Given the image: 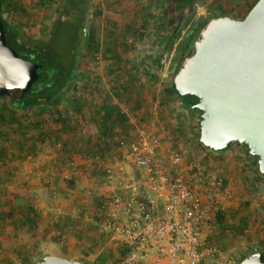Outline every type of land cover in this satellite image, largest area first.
<instances>
[{"label":"rangeland","instance_id":"1","mask_svg":"<svg viewBox=\"0 0 264 264\" xmlns=\"http://www.w3.org/2000/svg\"><path fill=\"white\" fill-rule=\"evenodd\" d=\"M50 1L52 2L53 0ZM50 1L37 0L35 2L36 6H29L28 10L30 13L25 12L23 14L22 11H19V14H23L22 17L28 15L27 18H30L35 15L31 8H37L38 3H41V6L42 2L47 3ZM252 1L247 0L246 4L233 15L242 18L246 13L247 6ZM16 2L19 3L18 0ZM57 2L58 0H54L51 3L53 6L50 5L54 17H56L55 7ZM11 5L13 4L11 3ZM212 9L211 1H208L207 4L206 2L201 3L198 1L192 19L207 18L210 16L208 10ZM11 10V13L7 12V10L4 11L3 16L6 17L5 19L10 17L13 21H19V15L16 14L14 9ZM36 17H38V14H36ZM162 21L164 22L163 24L169 25L166 16ZM22 23L26 24L23 20ZM31 23H33V28L37 27L34 21ZM72 27L69 22L66 26L61 24L59 31L56 30L54 35L51 36L49 27L46 26L42 29L40 24V29L34 32L33 35L40 39L38 40L40 44L57 51L58 60L52 65L50 71H55L60 65L67 68L68 62L74 59V48L71 46ZM154 27L152 26V28ZM83 28L85 29L84 32L88 34V21ZM186 30L187 28L181 32L180 37H183ZM116 32L118 34V30L114 31V33ZM173 32L174 24L172 26L169 25L168 30L165 31L169 37H173ZM105 33L106 37H108V32L105 31ZM114 33H112L113 36L115 35ZM126 35L121 39L122 41H127L129 35L128 33ZM31 37L29 41H21L31 45L32 40L35 39L33 36ZM179 39L169 52L165 50V43L155 49L154 55H161V59L156 69L152 67V74L158 69L161 72L169 69V73L167 77H164L166 79L164 82L152 87L153 93L148 94L146 91L148 96L145 98L146 101L144 100L146 106L151 105L153 110L154 104L157 105V121L153 126L149 125L140 129H143L145 136L152 140L155 145L158 160L162 166L168 168L169 153L178 152L183 154V162L179 165L180 169L185 171V167L189 164H199L205 175L213 176L219 180L220 178L225 179L224 195L219 197L220 210L224 212L225 220L224 225L216 226L212 234L211 242L216 252L210 264H238L240 256L245 254L251 247L257 246L264 250V177L259 172L258 159L255 155L250 154L244 143H232L230 149L223 154L213 153L210 149H204L197 142L199 116L201 114L190 112L175 96L168 98L166 100L167 103H160L162 100L160 91L163 87L162 85L167 83L174 75L175 65H172L171 61L168 60L170 54L174 55ZM112 40H116V38L113 37ZM90 45L94 46L93 42ZM74 46L75 51H77L81 47V42L79 40L76 41ZM92 46L80 56V60L87 62L89 67L87 70H77L78 75L75 78V82H73L74 87L79 88V90L84 89V99L80 97L82 102L89 97V93L103 91L104 86L110 87L111 84L110 82L108 83L110 79L106 76L111 74L110 70L115 67L114 62L109 61L113 57L107 56V53H103L104 51L98 47L93 49ZM114 46V52H118V55L124 48L128 49V52L131 50L129 46L123 44ZM143 47L133 49V53L138 56L142 53L152 52V44L150 42ZM86 87L87 89H85ZM87 92L89 93L87 94ZM82 93L83 91L79 94L82 95ZM79 94H72L71 92L69 101L72 102L71 98L77 97ZM74 102L76 104V101ZM61 107L62 111L71 108L69 104L65 105V107L60 105ZM0 114L3 118L0 122V151H3V158H0V264H32L35 261L37 262V260L40 261L43 255L47 253L46 251L50 250L48 246L54 244L55 241L62 242L64 247H68L70 244L68 241L69 235L75 240L74 246L78 251L77 254L95 256L98 260H101V264H113L116 257L120 254L119 243L113 238L111 232L103 228L102 221L99 219L100 215H98L99 211L97 213V206L102 200L103 193H105L103 181L106 175L112 176L110 180L112 182L111 188L108 192L119 190L117 186H119L121 178L129 175L132 171L129 165L116 159H108L104 163L105 168L95 167V170H92L89 164V169H86L89 175L87 176L85 175L87 173H84L80 176V179L75 177L71 180L72 178H70L68 173L67 178H62L65 183L62 190L56 191L52 188H45L48 185L47 181L43 183L41 189L31 188L29 182L37 185L35 181L37 176H34V179L29 181L27 176L30 175V172L23 167L26 162L30 164L31 158H28V156L32 157L35 153H41V148L38 147L40 140L37 135L42 129L40 127L41 121L44 122L45 118H47V121L53 118L51 123L56 120L53 116L49 119L46 114H31V116L26 117L21 110L10 107L8 98H0ZM69 115L65 113V116L70 117ZM176 129L179 131L174 132ZM33 132L36 133L35 142L37 145L33 143L30 147L31 149L24 150L22 145L24 136ZM118 132L122 133L121 128ZM63 145L58 146V143L54 142V146L57 149H61ZM65 146L64 149L66 148ZM113 153L118 152L115 151ZM99 162V164H103V161ZM77 171L76 167L72 173ZM40 175L42 178L40 182H42L46 175ZM77 179L81 182H89L91 186L79 188L75 184ZM56 194L63 195L69 202L68 205L64 206V212L55 214L59 216L57 221L59 230L65 231L62 234V236H65L63 238L60 236L56 239L49 237L50 234L46 233L45 230H53L54 223L48 228L36 225L37 227L33 229H24L20 220L24 214V209L26 210L29 204L38 214V217H47V221L50 222V215L54 213L51 210L53 208L51 204L59 197ZM237 217H246L248 219L247 227L240 233L235 231L233 227ZM39 221L40 218H38Z\"/></svg>","mask_w":264,"mask_h":264},{"label":"crops","instance_id":"2","mask_svg":"<svg viewBox=\"0 0 264 264\" xmlns=\"http://www.w3.org/2000/svg\"><path fill=\"white\" fill-rule=\"evenodd\" d=\"M36 1L37 0H18L19 3H17L16 0H8L4 7V11L7 10V12L11 13V9H14L16 14L19 15V21H13L10 17H8L6 21L16 28L19 39L25 42L29 41V38H32L31 36L35 38L33 40H36L37 37L33 34L40 29V24L42 29L46 26L50 29V25L56 18L54 17V13L51 12L52 7L50 6L54 0L52 2L50 0H45L50 2H42L41 6V3H38L39 5L37 8H31V10L35 12V15H32L30 18H27L28 15L22 17L25 12L30 13L28 10L29 6H36ZM208 1H211L213 6L212 10H208V14L214 12H227L233 14L247 2V0H205L204 2L207 4ZM11 3L13 5H11ZM88 9L89 33L87 39H89V43L93 42L95 47L100 48L104 51L103 53H107V56L113 57L109 59V61L114 62L116 68L114 67L110 70L111 74H107L106 76L110 79L108 83L110 82L111 85L109 88L104 86L103 91L87 92V94L89 93V97L86 96L87 99L83 102L80 100V97L84 99V89L79 90V88L75 87L73 91V89L70 88L72 89V94H79L81 91H83V93L82 95L79 94V97H72L73 101L68 103L71 107L70 109L68 108L62 111L61 107L63 122L61 121L62 123H60L57 120L51 123L53 118H49V121L45 118L46 122L41 121L40 127H42V129L37 133L40 140L38 142V147L41 148V153L32 154V157L28 156V158H31L30 164L26 162L23 167L30 172V175L27 176L29 181L34 179V176H37L35 180L37 185L29 182V185H31L30 187L34 189H41L43 183L47 181L48 185L45 188H52L53 190L59 191L64 188L65 183L63 182V177H65L66 174H70L71 180L75 177H79L78 179H80V176L84 173H87L85 174L87 176L89 175V172L86 171L89 164L92 170H95V167L102 168L106 162L94 158L95 156L91 153L114 152L110 150L107 141H105L106 144L102 143L100 135L105 127H107L105 132L110 133L109 138L112 137L110 140L115 142L117 136L123 135L127 138H131L137 128L148 127L149 125L153 126L157 121L156 104H154L153 110L152 106L149 105L151 107V113L148 118H141L139 115H136L135 111L138 107L146 105L145 98L148 97L146 91L148 94L153 93L152 87H156L161 82H164L166 80L164 77H167L169 73V69L168 71L164 70V72L158 69L152 74V67L156 69V66L158 67L160 63L161 55H154L157 47L165 43V50L169 52L167 48L172 37H169L165 31L168 30L169 25H173V5H171L168 0H88ZM19 11H22L23 14H19ZM36 14H38V17H36ZM165 16L168 19L169 25L163 24L164 22L162 20H164ZM159 19L161 20L158 21ZM22 20L26 24H23ZM32 21L36 23L37 27H32ZM152 26L155 27L152 28ZM116 30H118V34L117 32L114 33ZM105 31L108 32V37H106ZM112 33L115 35L113 36ZM127 33L129 38L127 41H122L121 39L127 36ZM29 34L31 35L28 36ZM113 37L116 38V40H112ZM149 42L152 44L151 53H145L146 55L142 53L138 56L133 53V49L138 47L144 48L143 46H146ZM118 44L129 46L132 51L129 50L128 52V49L124 48L118 55V52H114V45ZM94 54L97 55L96 53ZM173 57L174 55L170 54L168 60L171 61L172 65ZM72 85L71 87H74V83ZM85 89H87V87ZM101 96H104V101ZM74 101H76V104ZM115 102H127L130 106L131 112L127 122L130 129L128 131L125 130L126 132L120 125H113V122L106 125L102 118V113L105 108L104 104H110L106 109L111 110L112 106L113 110V108L117 109L115 105H112ZM65 105H63V107H65ZM64 112L66 114L68 113V115L70 114V117L65 116ZM120 128L122 133L118 132ZM35 136L36 133L34 132L27 136L25 135V137L33 138L36 144ZM54 142L58 143L59 146L64 143L62 146L63 148L57 149L54 146ZM64 146L66 147L65 149ZM71 161L75 162V167L78 169L77 172L72 173V168L69 166ZM99 161H103V164H99ZM40 174L43 176L44 174L46 175L42 182H40V179H42ZM78 179L75 180L77 187L82 188L83 186H91L89 182H81ZM95 179L97 180L96 177ZM56 195L59 197L51 204L53 207L51 210H53L52 212L54 213L50 215V222L47 221V217H39L40 221L37 225L39 227L48 228L54 223L53 230H45V232L50 234L49 237L55 239L60 236L61 238L65 236H62L65 231L59 230V223L57 222L59 216L55 214L64 212V206L69 204L63 195ZM27 206H31V204ZM23 212H26V210L24 209ZM69 236L70 238L68 241L70 244L68 247H64L62 242L55 241L54 244L48 246L50 250L46 251L47 253H45L43 257L45 255H55L70 260H79L84 264L102 263L101 260H98L95 256L77 254L78 251L74 246L75 240L71 235Z\"/></svg>","mask_w":264,"mask_h":264},{"label":"water","instance_id":"3","mask_svg":"<svg viewBox=\"0 0 264 264\" xmlns=\"http://www.w3.org/2000/svg\"><path fill=\"white\" fill-rule=\"evenodd\" d=\"M40 66L7 45L0 18V97L10 90L23 96L38 79ZM173 82L179 95L198 99L190 105L201 111L199 142L213 151L244 143L258 157L264 175V0H258L243 18H211ZM34 264L84 263L45 255ZM238 264H264V254H249Z\"/></svg>","mask_w":264,"mask_h":264},{"label":"built area","instance_id":"4","mask_svg":"<svg viewBox=\"0 0 264 264\" xmlns=\"http://www.w3.org/2000/svg\"><path fill=\"white\" fill-rule=\"evenodd\" d=\"M114 104L130 117L128 103ZM115 140L121 152L116 160L132 171L116 185L119 190L108 192L111 175L103 181L102 226L120 247L113 264H210L216 252L211 242L215 215L225 191L220 180L205 175L199 164L180 169L183 154L178 152L169 153L168 168L162 166L143 129L137 128L131 138L119 135ZM69 166L76 169L73 161Z\"/></svg>","mask_w":264,"mask_h":264},{"label":"trees","instance_id":"5","mask_svg":"<svg viewBox=\"0 0 264 264\" xmlns=\"http://www.w3.org/2000/svg\"><path fill=\"white\" fill-rule=\"evenodd\" d=\"M8 0H0V18L2 19L3 23V31L6 39V43L8 46L13 48L17 55L23 57L28 60H32L35 63L41 65L38 68L37 73L39 74L38 79L32 84L30 90H28L23 96H21L20 92L17 90H10L7 95H4L0 98H8V103L10 107L14 109L21 110L26 117L31 116V114L42 113L46 114V116L54 117V119L62 123L63 115L61 112V106L65 103H70L69 101L71 90H75L73 86V82L75 81V77L78 75L77 70H87L89 67L87 62H83L80 60V56L83 54L86 49L91 48L89 39H87V35L83 28L88 21L89 16V9H88V0H58L57 5L55 7V16L56 18L51 24L49 34L54 35L56 30L59 31V27L61 24L66 26L69 22L70 25L73 27V35H72V48H74L73 53V60L69 61L67 64V68L64 66H58L55 71H50L52 65L57 62L58 56L56 54L57 51L53 50L51 47H47L44 44H40V39L33 40L31 45H27L23 43L19 39L18 31L14 26L11 25L5 18H3L4 7ZM171 5H173L174 12H173V24H174V32L173 37L171 38L170 44L168 45L167 50L171 51L173 45H175L176 41L179 39L177 43V48L175 49L174 57L172 58V63L175 65L174 73L180 67L184 59L189 57L192 54V44L196 40L199 32L201 29L207 24V22L211 18H217L220 16H230L232 18L240 19L233 14H229L227 12H218L212 13L209 17L203 19H192L195 14V7L196 3L199 1L204 3L205 0H168ZM239 1V0H237ZM236 1V2H237ZM258 0H253L251 4L248 5L246 9V13L251 9V7L257 2ZM244 15V16H245ZM243 16V17H244ZM242 17V18H243ZM183 37H180L181 32L186 29ZM82 34V35H81ZM81 36V37H80ZM81 42V47L75 51L74 43L76 41ZM93 49H96L95 44L92 46ZM77 65V66H76ZM147 70V68H146ZM161 88V95L162 100L160 103L166 102V100L172 96L178 98L182 105L188 109L190 112H197L201 114V111L197 109H193L190 103L195 104L198 99L193 95H185L181 96L175 89V85L173 82V78L169 79V81L162 85ZM103 99V97L101 96ZM72 99V98H71ZM104 101V99H103ZM167 103V102H166ZM110 104H104V112L102 113V118L106 125L110 122H113V125L121 126L123 130L128 131L129 125L128 117L124 114L118 112L117 109L111 110L106 109ZM107 110V111H106ZM34 112V113H33ZM136 115H139L141 118H148L151 113V107L143 105L138 107L135 111ZM1 117L0 114V122ZM201 120V115L199 116V121ZM62 121V122H61ZM3 126V125H2ZM107 127L104 128V131L101 133V140L102 143L107 141L110 150L114 152L117 151V145L119 142L115 140V142L111 141L109 138L110 133H106ZM125 131V132H126ZM179 130L176 129L174 132H178ZM118 134V133H117ZM127 138V137H126ZM197 142L204 148L209 149L208 147L204 146L201 142H199V132L197 134ZM34 143L33 138H28L24 136L23 139V148L31 149L30 147ZM234 143V142H233ZM239 144L238 142H235ZM101 144V143H100ZM106 144V143H105ZM232 144V143H231ZM221 151H213V153L223 154L228 149ZM246 146V145H245ZM247 148V146H246ZM248 150V148H247ZM91 153L93 156L98 157L97 159L107 161L106 159H116L117 154L121 153ZM257 159L258 157L255 156ZM0 158H3V151H0ZM258 165V164H257ZM102 168H105L103 166ZM263 177L264 175L261 174ZM225 179L220 178V187L223 189L225 186ZM100 204L97 206V213L100 215ZM96 215V214H95ZM101 216V215H100ZM99 219L101 220V217ZM20 223L24 229H33L38 225V214L35 212L32 206H27L26 212L21 216ZM224 212L219 210L215 215V224L216 226H223L224 225ZM248 225V219L246 217H237L235 223L233 225L234 230L238 233L242 232ZM255 252H262L264 254V250H261L259 247L254 246L251 247L245 254L240 256L239 262L248 256L249 254ZM42 259V258H41ZM40 259V260H41ZM38 261V260H37ZM36 262V261H35ZM33 262L32 264H34Z\"/></svg>","mask_w":264,"mask_h":264}]
</instances>
